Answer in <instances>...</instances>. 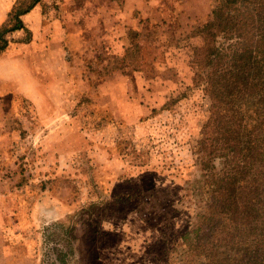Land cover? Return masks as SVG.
Returning <instances> with one entry per match:
<instances>
[{"label": "rangeland", "instance_id": "374dc122", "mask_svg": "<svg viewBox=\"0 0 264 264\" xmlns=\"http://www.w3.org/2000/svg\"><path fill=\"white\" fill-rule=\"evenodd\" d=\"M217 2L0 0V29L25 13L0 59V264H191L203 251L204 206L224 184L206 152L215 101L161 110L193 84ZM98 113L128 122L123 145Z\"/></svg>", "mask_w": 264, "mask_h": 264}, {"label": "trees", "instance_id": "16d2710c", "mask_svg": "<svg viewBox=\"0 0 264 264\" xmlns=\"http://www.w3.org/2000/svg\"><path fill=\"white\" fill-rule=\"evenodd\" d=\"M23 14L16 12L15 26L0 29V56L10 46L8 36L24 29ZM198 33L208 49L191 62L193 84L161 110L174 113L197 92L215 101L206 152L224 161V184H214L205 203L209 234L198 257L190 256L191 264H264V0H218ZM94 124L105 140L124 144L126 120L98 113Z\"/></svg>", "mask_w": 264, "mask_h": 264}, {"label": "crops", "instance_id": "0c3cea01", "mask_svg": "<svg viewBox=\"0 0 264 264\" xmlns=\"http://www.w3.org/2000/svg\"><path fill=\"white\" fill-rule=\"evenodd\" d=\"M140 8H142V7H140ZM0 11H2L3 12V10H0ZM125 12H127V9H125ZM6 53H4L3 55H5ZM3 55H1L0 56V59L3 57ZM6 80V79H5Z\"/></svg>", "mask_w": 264, "mask_h": 264}]
</instances>
